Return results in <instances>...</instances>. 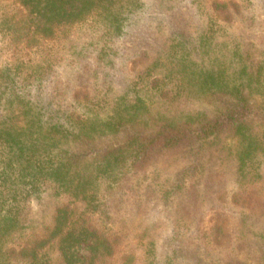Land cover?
<instances>
[{
  "label": "trees",
  "instance_id": "1",
  "mask_svg": "<svg viewBox=\"0 0 264 264\" xmlns=\"http://www.w3.org/2000/svg\"><path fill=\"white\" fill-rule=\"evenodd\" d=\"M150 3L168 13L166 36L150 51L120 58L118 41ZM183 3L198 22L194 15L175 22ZM241 16L234 0L2 1L4 48L20 55L0 63V264H84L83 245L86 264H108L119 253L122 264H144L140 241L110 215L105 183L136 176L168 154L198 155L225 133L240 185L233 201L264 211L261 66L241 42L226 48L233 50L229 66L209 68L200 56L214 29ZM63 57L69 78L60 82ZM116 71L122 85L111 90ZM177 97L195 111L175 112ZM208 234L218 244L221 228Z\"/></svg>",
  "mask_w": 264,
  "mask_h": 264
},
{
  "label": "rangeland",
  "instance_id": "2",
  "mask_svg": "<svg viewBox=\"0 0 264 264\" xmlns=\"http://www.w3.org/2000/svg\"><path fill=\"white\" fill-rule=\"evenodd\" d=\"M234 1L240 5L241 18L231 25L214 29L213 39L200 56L209 68L220 66L222 62L229 66L233 63V50L226 48H233V42H241L250 50L251 58L255 57L260 64L259 84H264V0ZM168 6L172 10L173 3ZM177 7L183 8L181 17L175 12L177 24L188 19L192 21V15L195 22L199 21L200 14L191 12L187 3ZM163 12L155 3L142 11L132 23L130 34L118 41L120 58L133 50L150 51L157 47L169 27L165 21L168 13ZM82 34L85 39V33ZM101 38L105 40L107 36L103 33ZM15 49L8 47L6 51L0 35V63L7 54L19 56ZM66 65L67 58L63 57L56 70L60 82L69 78ZM120 78L121 73L116 71L109 84L111 90L122 85L115 84L121 82ZM172 109L183 114L195 111L194 104L182 97L173 100ZM233 146V139L225 133L198 155L188 152L168 154L136 176L113 175L105 183L108 195L104 199L110 215L122 232L134 241H140L145 252L144 264H218L222 259H237L249 264L264 262L258 250L262 246L258 236L264 227V211L254 207L245 209L233 201V195L240 190L233 163ZM255 170L259 168L255 167ZM249 186L254 188V193L255 188H260L255 183ZM45 188L51 189V185L47 184ZM213 227L221 228L218 244L208 237ZM121 256V253L116 254L108 264H122ZM79 257L87 263L88 245L79 249Z\"/></svg>",
  "mask_w": 264,
  "mask_h": 264
}]
</instances>
